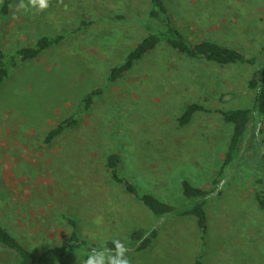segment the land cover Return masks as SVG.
Wrapping results in <instances>:
<instances>
[{"label": "rangeland", "instance_id": "rangeland-1", "mask_svg": "<svg viewBox=\"0 0 264 264\" xmlns=\"http://www.w3.org/2000/svg\"><path fill=\"white\" fill-rule=\"evenodd\" d=\"M21 2L28 4L13 0L9 16L0 17L6 55L40 36L64 39L12 70L1 85L0 222L34 253L63 243L71 229L65 218H73L81 238L125 244L129 264H192L201 241L191 218L159 220L154 244L130 249L129 231L156 221L110 178L105 156L119 155L120 173L140 193L173 205L183 198L182 180L211 187L231 125L214 111L196 113L185 126L177 117L191 102L210 109L252 106L246 82L264 63V0H164L189 41L209 39L255 54V65L199 61L160 44L115 82L107 80L108 69L163 29L147 17L148 0H49L41 12L20 9ZM96 87L101 92L77 116V127L44 144L46 132ZM255 128L256 142L206 207L205 264H264V211L253 195L264 188L257 182L264 178V117ZM11 259L0 247V264Z\"/></svg>", "mask_w": 264, "mask_h": 264}, {"label": "trees", "instance_id": "trees-1", "mask_svg": "<svg viewBox=\"0 0 264 264\" xmlns=\"http://www.w3.org/2000/svg\"><path fill=\"white\" fill-rule=\"evenodd\" d=\"M12 2L13 0H0V17L2 19L9 16ZM148 2L147 17L156 21L158 26L163 29H159L157 33H148L127 52L120 63L111 66L107 72L109 82H115L123 78L139 60L150 54L160 44H164L188 58L211 61L218 65L256 64L258 56L255 54L247 55L237 48L223 46L209 39L189 41L176 26L174 19L169 17L164 0H148ZM116 18L120 20L123 17L117 15ZM81 23L84 26H89L93 22L82 21ZM63 39L64 36L61 34L40 36L33 45L21 46L11 55H6L0 44V88L3 82L8 79L12 70L18 68L23 62L35 59L50 47L60 44ZM263 51L264 47H261L260 53ZM246 88L252 92L253 103L250 108L210 109L204 104L191 102L185 106L177 117V124L185 126L192 121L196 113L214 111L220 115L224 123L231 125V133L224 157L216 170L215 176L211 178V187L194 186L187 180H182L180 186L183 198L178 205L170 204L148 192L140 193L133 181L120 173L121 159L119 155L115 152L106 154L105 168L110 178L116 184L121 185L127 194L132 195L147 209L156 221L153 227H139L129 231L130 249L137 252L147 251L156 240L157 222L159 220L161 222L169 217L191 218L197 226L201 241L200 251L194 256L192 264H205L203 253L208 231L206 207L212 198L221 194L223 183L239 168L238 163L243 158V152L251 149L256 142L254 137L255 127L259 119L264 117V63L250 74L246 82ZM100 92L101 89L96 87L81 97L75 110L59 120L46 132L43 143L50 144L64 131L77 127L79 122L77 116L91 108ZM262 181L264 182V178L259 179L257 182L261 183ZM253 195L259 209L264 211V188H255ZM65 219L71 228L67 239L59 245L44 247L37 253L32 252L0 222V247L10 252L12 258L10 264H67L74 257L86 259L93 249L99 250L104 241H107L109 248H113L112 240H104L99 244L81 238L77 231L76 220L73 218Z\"/></svg>", "mask_w": 264, "mask_h": 264}, {"label": "clouds", "instance_id": "clouds-1", "mask_svg": "<svg viewBox=\"0 0 264 264\" xmlns=\"http://www.w3.org/2000/svg\"><path fill=\"white\" fill-rule=\"evenodd\" d=\"M49 7V0H28V4L20 3L19 8L27 11L29 8L41 12ZM113 248L104 241L99 250L93 249L84 260V264H129L127 253L129 249L119 240L112 241Z\"/></svg>", "mask_w": 264, "mask_h": 264}]
</instances>
